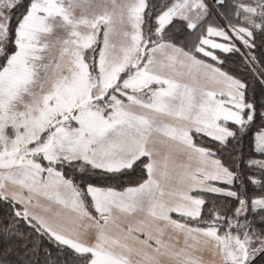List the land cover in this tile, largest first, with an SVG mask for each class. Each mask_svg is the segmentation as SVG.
Segmentation results:
<instances>
[{
  "label": "snow or ice",
  "instance_id": "6c2138e0",
  "mask_svg": "<svg viewBox=\"0 0 264 264\" xmlns=\"http://www.w3.org/2000/svg\"><path fill=\"white\" fill-rule=\"evenodd\" d=\"M0 264H264V0H0Z\"/></svg>",
  "mask_w": 264,
  "mask_h": 264
}]
</instances>
